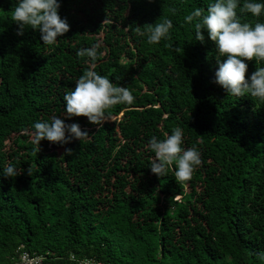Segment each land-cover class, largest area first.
Instances as JSON below:
<instances>
[{
  "label": "trees",
  "instance_id": "16d2710c",
  "mask_svg": "<svg viewBox=\"0 0 264 264\" xmlns=\"http://www.w3.org/2000/svg\"><path fill=\"white\" fill-rule=\"evenodd\" d=\"M209 2L59 0L70 27L46 45L37 29L17 35L15 0H0V167L19 172L0 174V264L18 263L22 251L48 252L43 264H264V100L214 82V43L206 32L194 40L183 19ZM164 18L167 39L149 43L148 24ZM93 44L94 60L76 56ZM246 63V78L264 66ZM88 68L134 97L105 109L98 126L64 111V92ZM52 116L88 135L33 144L32 123ZM175 127L181 147L200 153L182 181L174 163L161 176L149 169V138Z\"/></svg>",
  "mask_w": 264,
  "mask_h": 264
},
{
  "label": "clouds",
  "instance_id": "9594fccd",
  "mask_svg": "<svg viewBox=\"0 0 264 264\" xmlns=\"http://www.w3.org/2000/svg\"><path fill=\"white\" fill-rule=\"evenodd\" d=\"M59 6V0H15L11 19L17 25L16 34L22 35L28 27L37 29L43 44L54 45L70 27L66 18L58 14ZM237 9L241 14L247 12L253 17L262 16L264 0H210L206 11L195 7L183 19L192 28L194 40L203 42L206 32L207 38L214 43L218 57L214 82L229 95L240 97L247 93L264 100V66L256 67L245 77L247 60L264 61V22L242 21ZM148 25L147 41L158 43L167 39L172 21L164 18ZM97 47L93 44L78 48L76 56L94 60L98 55ZM219 57L224 59L221 61ZM133 99L127 87L114 84L92 68L85 69L76 79L75 86L63 94L65 116L82 115L97 126L104 121L105 109L118 103L129 104ZM30 135L37 146L42 138L64 145L72 139L86 137L88 132L82 130L78 122L68 123L60 116H52L49 120L34 121ZM181 144L180 127L173 128L163 139L151 136L148 145L154 152V159L150 163V171L161 176L165 174L166 165L174 163L177 180L190 178L194 167L200 164V153L195 146L182 148ZM70 151L65 148V152ZM30 172L27 168L29 175ZM0 174L15 177L19 172L13 163H7L0 167Z\"/></svg>",
  "mask_w": 264,
  "mask_h": 264
},
{
  "label": "built area",
  "instance_id": "2783aa9c",
  "mask_svg": "<svg viewBox=\"0 0 264 264\" xmlns=\"http://www.w3.org/2000/svg\"><path fill=\"white\" fill-rule=\"evenodd\" d=\"M49 253H33L29 254L25 251H22L19 255L18 263H27V264H43V262L48 259ZM70 264H103L101 262H94L92 259H76L73 256H70L68 259Z\"/></svg>",
  "mask_w": 264,
  "mask_h": 264
},
{
  "label": "water",
  "instance_id": "95a60500",
  "mask_svg": "<svg viewBox=\"0 0 264 264\" xmlns=\"http://www.w3.org/2000/svg\"><path fill=\"white\" fill-rule=\"evenodd\" d=\"M16 264H27V263H16Z\"/></svg>",
  "mask_w": 264,
  "mask_h": 264
}]
</instances>
